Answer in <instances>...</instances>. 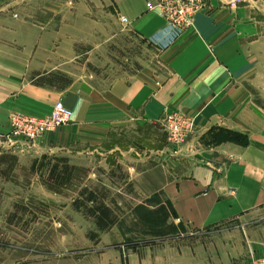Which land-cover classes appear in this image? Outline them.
I'll return each instance as SVG.
<instances>
[{"label":"crops","instance_id":"obj_1","mask_svg":"<svg viewBox=\"0 0 264 264\" xmlns=\"http://www.w3.org/2000/svg\"><path fill=\"white\" fill-rule=\"evenodd\" d=\"M153 1L102 0L160 65L155 75L144 68L109 83L76 68V57L63 54L49 25L0 8V133L8 131L12 113L41 118L57 100L70 120L41 135L39 144L100 146L126 126L158 128L163 114L181 112L192 118L193 132L174 155L164 149L157 165L137 170L139 186L149 185L146 196L162 199L172 221L187 229L245 220L264 209V0H242L235 8L226 5L230 0H203L206 9L175 39L172 31L161 33L167 29L158 13L146 10ZM109 240L93 246L87 264L160 260L142 256L143 249L121 252ZM161 264H176V256Z\"/></svg>","mask_w":264,"mask_h":264},{"label":"rangeland","instance_id":"obj_2","mask_svg":"<svg viewBox=\"0 0 264 264\" xmlns=\"http://www.w3.org/2000/svg\"><path fill=\"white\" fill-rule=\"evenodd\" d=\"M0 8L49 25L63 41V54L72 53L90 79L109 83L144 68L159 72L154 52L115 21L102 0H1ZM158 126H126L100 146L39 144L41 137L0 142V264H87L103 237L121 252H150L158 264L173 256L176 264H189L191 255L192 264L264 259L258 247L264 243V209L198 231L173 222L158 196H146L149 185L139 186L137 170L157 165L164 149L171 155L178 150L167 147ZM97 206L112 213L113 224L103 231L88 213Z\"/></svg>","mask_w":264,"mask_h":264},{"label":"built area","instance_id":"obj_3","mask_svg":"<svg viewBox=\"0 0 264 264\" xmlns=\"http://www.w3.org/2000/svg\"><path fill=\"white\" fill-rule=\"evenodd\" d=\"M240 2L242 0H230L226 5L229 8H235L240 5ZM145 7L147 11L155 10L158 13L167 29L161 33L165 35L168 31H172V39L181 36L185 30L192 27L193 16L206 9L203 0H154L153 3L147 2ZM118 23L122 27L127 25L123 17L118 18ZM158 84L156 82L155 85ZM70 116L71 112L63 106L60 100L55 101L49 115L41 118L12 113L7 120L8 131L0 133V142L13 145L17 139L25 142L38 139L44 133L66 125ZM158 122L165 133L167 147L172 152L178 149L194 130L192 118L185 117L180 112L163 114ZM248 264H264V259H251Z\"/></svg>","mask_w":264,"mask_h":264},{"label":"trees","instance_id":"obj_4","mask_svg":"<svg viewBox=\"0 0 264 264\" xmlns=\"http://www.w3.org/2000/svg\"><path fill=\"white\" fill-rule=\"evenodd\" d=\"M234 137H238L237 134L230 133ZM245 140V138H244ZM87 199H92L91 194L87 195ZM88 213L92 215L95 219V226L100 230L103 231L105 229H108L111 224H113V218L112 213L109 212V210L105 207L100 208V206L90 208L88 210Z\"/></svg>","mask_w":264,"mask_h":264}]
</instances>
